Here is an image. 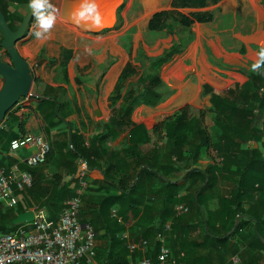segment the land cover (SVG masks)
Wrapping results in <instances>:
<instances>
[{
    "label": "crops",
    "instance_id": "crops-1",
    "mask_svg": "<svg viewBox=\"0 0 264 264\" xmlns=\"http://www.w3.org/2000/svg\"><path fill=\"white\" fill-rule=\"evenodd\" d=\"M50 2L59 10L51 38L40 42L30 35L33 22L17 44L32 67L35 81L31 96L23 98L8 114L6 128L19 136L42 135L52 148L71 142L75 134L97 156L93 159L104 164L105 149L100 141L116 125L125 98L132 93L145 103L135 106L130 124L119 130L118 136L106 139L108 149L116 145L130 148V135L136 131L135 139L144 142L140 148L146 159L158 154L157 162L169 165L165 172L171 182H183L191 171H204L220 162L212 148L201 155L196 165L189 166L183 160L194 150L198 138V125L191 124L197 120L213 134V97L240 98L256 54L264 46L263 0H208L205 7H186L179 0H95L102 15V26L96 30L71 22L79 0ZM3 7L23 17L30 9L28 3L9 0ZM162 13L168 16L157 23L156 29L151 28L155 16ZM105 14L111 17L108 22ZM195 14L208 21H197ZM184 18L192 20L191 25L183 24ZM0 58L10 60L4 49ZM2 83L0 77V88ZM184 110L187 116L179 123L190 127L180 133L174 125L177 119L173 118ZM255 126L258 133L254 136L264 143V116ZM141 128L148 132L146 139ZM180 136L184 143L177 146ZM261 144L254 140L246 147H258L264 155ZM35 151L26 148L11 153L8 149L0 154V162L8 172L29 173L24 170L26 160ZM57 165L50 158L47 172L54 174ZM80 173L89 184L105 179L100 169H90L85 162L79 165L74 178ZM195 181L183 182L180 193L184 197ZM76 185L74 182L71 186ZM218 206L217 198L208 203L210 210Z\"/></svg>",
    "mask_w": 264,
    "mask_h": 264
},
{
    "label": "trees",
    "instance_id": "trees-1",
    "mask_svg": "<svg viewBox=\"0 0 264 264\" xmlns=\"http://www.w3.org/2000/svg\"><path fill=\"white\" fill-rule=\"evenodd\" d=\"M4 1L0 0V11L11 29L17 30L23 15L8 13L7 7H3ZM9 1L29 3V0ZM179 1L186 7H205L208 0ZM165 16L168 14H157L151 28L156 29L157 23ZM193 17L200 22L208 21L201 14ZM191 23L192 20L183 19V24L189 26ZM3 38L0 29V51L4 49L1 46ZM140 103L145 102L132 93L125 98L116 125L100 141L105 149L104 164H98L93 159L97 156H93L90 148L75 134L71 142H64L58 148L51 146L43 165L29 167L26 164L24 170L32 175L33 185L17 192L19 201L14 208L0 204V232L5 234L26 225H13V221L19 214L31 210L43 221L58 222L66 203L77 195L79 182L74 177L79 165L85 162L90 169H100L105 176L103 183H88L82 193L80 220L84 224H92L97 233V264H137L144 258L159 264V234L164 235L171 251L166 264L172 261L177 264H233L235 256L242 264H264V155L258 147H246L254 140L264 145L262 138L254 136L258 133L255 125L264 116V75L251 71L240 98L213 97L216 114L213 134L205 131L197 120L191 124L198 125V138L194 150L183 160L189 166L196 165L201 155L212 148L220 162H215L204 171H191L183 182L190 179L196 181L185 197L180 193L183 182H171L168 178L165 169L169 165L157 162L158 154L148 160L143 155L140 145L144 142L135 139L136 131L130 135V148L116 145L108 149L105 145L110 135L118 136L119 130L130 124L131 113ZM186 114L187 110H184L173 118L177 119L174 125L180 133L190 127L179 123L186 118ZM0 129V154H3L10 148L11 141L20 136L6 125ZM141 129L146 139L148 132ZM158 130L156 128L155 132ZM183 143V136L177 137L176 145ZM50 158L58 164L54 174L47 172ZM171 166L175 168L173 164ZM0 167L9 170L2 161ZM74 182L76 187L71 186ZM216 198L219 206L210 210L208 203ZM179 204L189 207V212L176 216ZM168 224L171 225L169 230L166 229ZM127 232L130 238L123 240L122 235ZM144 240L148 241L146 251H129L131 242L141 243Z\"/></svg>",
    "mask_w": 264,
    "mask_h": 264
},
{
    "label": "built area",
    "instance_id": "built-area-1",
    "mask_svg": "<svg viewBox=\"0 0 264 264\" xmlns=\"http://www.w3.org/2000/svg\"><path fill=\"white\" fill-rule=\"evenodd\" d=\"M3 124L0 128H3ZM35 148L26 164L29 167H37L46 163L51 152V143L42 135L25 134L15 138L10 143V152L16 153L22 149ZM79 182L77 195L70 199L56 223L36 219L25 223L17 229L8 232H0V264H97L96 248L97 233L90 223H82L80 220L83 201L82 193L88 187L82 173L77 174ZM33 185L32 175L27 172L14 170L8 172L0 170V204L7 208L17 206L18 191L31 188ZM189 207L178 205L176 216L189 212ZM115 215V210L113 211ZM170 224L166 226L169 230ZM130 234L124 233L123 240H128ZM161 243L158 254L159 264H166L171 251L166 245L163 234L157 236ZM148 241L141 243L131 242L129 251L136 252L138 249L147 250ZM235 264L240 262L238 256L233 257ZM139 264H154L152 259L144 258Z\"/></svg>",
    "mask_w": 264,
    "mask_h": 264
},
{
    "label": "water",
    "instance_id": "water-1",
    "mask_svg": "<svg viewBox=\"0 0 264 264\" xmlns=\"http://www.w3.org/2000/svg\"><path fill=\"white\" fill-rule=\"evenodd\" d=\"M75 2H78V0H75ZM32 20V10L29 9L18 29L13 30L9 26L5 15L0 11V29L4 36L1 46L10 59L5 61L0 58V77L3 79L0 88V126L6 122L8 114L23 98L31 96L35 81L33 70L30 63L22 56L17 44L26 36ZM71 22L73 21L71 20ZM78 26L84 28L83 25ZM87 29L96 30L97 28ZM35 219V211H27L19 214L13 221V225L30 223Z\"/></svg>",
    "mask_w": 264,
    "mask_h": 264
},
{
    "label": "clouds",
    "instance_id": "clouds-1",
    "mask_svg": "<svg viewBox=\"0 0 264 264\" xmlns=\"http://www.w3.org/2000/svg\"><path fill=\"white\" fill-rule=\"evenodd\" d=\"M28 7L32 10L34 18L29 34L34 36L37 41L46 42L51 38L59 10L50 0H29ZM71 19L76 25H83L87 28L102 26V15L95 0H79L71 14ZM256 56L257 59L251 65V71L264 75V72H261V69L264 68V46L259 48Z\"/></svg>",
    "mask_w": 264,
    "mask_h": 264
},
{
    "label": "bare ground",
    "instance_id": "bare-ground-1",
    "mask_svg": "<svg viewBox=\"0 0 264 264\" xmlns=\"http://www.w3.org/2000/svg\"><path fill=\"white\" fill-rule=\"evenodd\" d=\"M104 17H105V21H107V22H108V21L111 19V17H110V15H109V14H105V16H104Z\"/></svg>",
    "mask_w": 264,
    "mask_h": 264
},
{
    "label": "rangeland",
    "instance_id": "rangeland-1",
    "mask_svg": "<svg viewBox=\"0 0 264 264\" xmlns=\"http://www.w3.org/2000/svg\"><path fill=\"white\" fill-rule=\"evenodd\" d=\"M171 264H177V262L176 261H172Z\"/></svg>",
    "mask_w": 264,
    "mask_h": 264
}]
</instances>
